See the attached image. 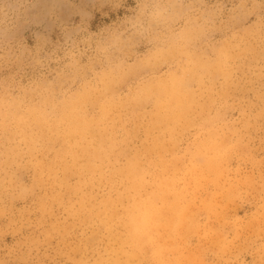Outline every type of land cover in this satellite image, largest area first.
Instances as JSON below:
<instances>
[{"label": "clouds", "instance_id": "1", "mask_svg": "<svg viewBox=\"0 0 264 264\" xmlns=\"http://www.w3.org/2000/svg\"><path fill=\"white\" fill-rule=\"evenodd\" d=\"M260 132L264 0H0V173L49 162L76 264H264Z\"/></svg>", "mask_w": 264, "mask_h": 264}, {"label": "rangeland", "instance_id": "2", "mask_svg": "<svg viewBox=\"0 0 264 264\" xmlns=\"http://www.w3.org/2000/svg\"><path fill=\"white\" fill-rule=\"evenodd\" d=\"M257 135L264 136V132ZM256 145H259V140ZM256 155L259 157L264 153L257 152ZM13 171L15 174L0 173V234H3L0 235V257L6 255V246L28 238L39 246V258L43 264H76L83 258H94L93 249L100 245L102 238L98 234L82 235L81 229L65 221L61 208L64 193L54 170H49V162L44 161L39 169L27 165ZM21 182L32 188V194L25 200H10L9 193H19ZM228 214H232L231 210ZM17 228L20 229V235L16 237L4 234ZM168 236V232L162 229L160 245H172L173 241ZM114 246L118 248L119 242Z\"/></svg>", "mask_w": 264, "mask_h": 264}, {"label": "bare ground", "instance_id": "3", "mask_svg": "<svg viewBox=\"0 0 264 264\" xmlns=\"http://www.w3.org/2000/svg\"><path fill=\"white\" fill-rule=\"evenodd\" d=\"M63 232V231H62Z\"/></svg>", "mask_w": 264, "mask_h": 264}]
</instances>
